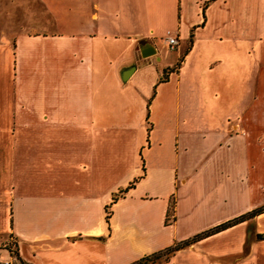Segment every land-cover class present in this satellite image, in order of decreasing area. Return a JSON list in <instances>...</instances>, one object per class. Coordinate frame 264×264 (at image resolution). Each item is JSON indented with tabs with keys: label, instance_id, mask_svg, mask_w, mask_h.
Returning <instances> with one entry per match:
<instances>
[{
	"label": "crops",
	"instance_id": "1",
	"mask_svg": "<svg viewBox=\"0 0 264 264\" xmlns=\"http://www.w3.org/2000/svg\"><path fill=\"white\" fill-rule=\"evenodd\" d=\"M0 2L30 21L1 29L0 264H130L264 204V0ZM249 225L151 264H264Z\"/></svg>",
	"mask_w": 264,
	"mask_h": 264
},
{
	"label": "trees",
	"instance_id": "2",
	"mask_svg": "<svg viewBox=\"0 0 264 264\" xmlns=\"http://www.w3.org/2000/svg\"><path fill=\"white\" fill-rule=\"evenodd\" d=\"M179 62L180 61H178L173 67H168V68L163 69L159 79L160 80H165L167 78V75H168L169 71L177 69V67L179 66ZM130 185H132V183L127 185L126 187L120 189L118 192H116L113 195L111 202H113L119 195H122L123 192L126 191ZM109 205L110 204H106L105 205V211H106L105 219L107 221L109 219L110 212H111V210L109 208ZM170 208L172 209V205H171V207H169V211H170ZM262 211H264V204L261 205V206H258L256 208H253V209H251V210H249L247 212L239 214V215H237V216H235V217H233L231 219H228V220H226V221H224V222H222L220 224H217V225H215L213 227H210V228H208L206 230L198 232V233L194 234L190 238L178 241L175 244L169 245V246H167V247H165V248H163L161 250H157V251L151 252L149 254H146V255L140 257L139 259L135 260L134 262L130 263V264H151V263L160 262L162 260H166L179 247L187 245V244H189L190 242H192L195 239H198V238H200V237H202L204 235H207V234H210L212 232H215V231H218L220 229H223V228H225V227H227V226H229V225H231L233 223H236L238 221L245 220V219H248L250 217H253L254 215H256V214H258V213H260ZM256 237L257 238L264 237V233H257ZM12 253L15 256L17 264H33L31 262H28V261L22 259L18 255L16 247L12 249Z\"/></svg>",
	"mask_w": 264,
	"mask_h": 264
},
{
	"label": "rangeland",
	"instance_id": "3",
	"mask_svg": "<svg viewBox=\"0 0 264 264\" xmlns=\"http://www.w3.org/2000/svg\"><path fill=\"white\" fill-rule=\"evenodd\" d=\"M14 5H11L10 7L11 8H14L13 7ZM17 13H20L17 11ZM17 13L15 11H11V9H6V4L5 3H2L0 2V39L2 38L3 34H1V29L5 26H8V24H10L11 22H14L19 27V25H24L25 26H29V20L27 19H23L21 18L20 16H18L19 18H17ZM0 41H3L2 39ZM167 51L169 52V60L170 61H174L175 58H177V51L175 48H167ZM179 55V54H178ZM171 62V63H172ZM248 78L251 77L250 76V73L248 74ZM170 212L172 211H169V214ZM170 217V216H169ZM248 237L246 239V242H245V245H244V251L247 252L248 249H249V243H250V240L251 238H255L256 237V234L254 233V228H253V225H249L248 227ZM12 247H15L13 244H11Z\"/></svg>",
	"mask_w": 264,
	"mask_h": 264
},
{
	"label": "built area",
	"instance_id": "4",
	"mask_svg": "<svg viewBox=\"0 0 264 264\" xmlns=\"http://www.w3.org/2000/svg\"><path fill=\"white\" fill-rule=\"evenodd\" d=\"M161 39H163L170 48H174L179 44V36L175 31H168Z\"/></svg>",
	"mask_w": 264,
	"mask_h": 264
},
{
	"label": "water",
	"instance_id": "5",
	"mask_svg": "<svg viewBox=\"0 0 264 264\" xmlns=\"http://www.w3.org/2000/svg\"><path fill=\"white\" fill-rule=\"evenodd\" d=\"M145 51H146V52H147V51H148V52H151V51H153V48H152L151 46H150V47L148 46V47L144 48V52H145Z\"/></svg>",
	"mask_w": 264,
	"mask_h": 264
}]
</instances>
